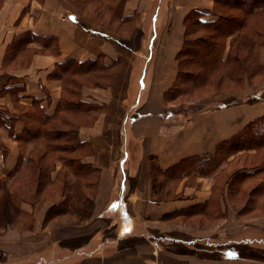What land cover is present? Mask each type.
<instances>
[{
  "label": "crops",
  "instance_id": "crops-1",
  "mask_svg": "<svg viewBox=\"0 0 264 264\" xmlns=\"http://www.w3.org/2000/svg\"><path fill=\"white\" fill-rule=\"evenodd\" d=\"M117 2L0 0V140L8 148L0 150L2 178L14 170L19 153L1 113L13 110V102L31 105L35 99L52 114L60 84L49 78L58 63L95 58L106 65L118 63L111 87L83 90V100L107 104L92 127L80 129V141L92 145L101 144L103 127L110 122L108 113L117 108L120 115L134 90L136 74L138 88L132 111L125 115V139L134 147L128 171L123 166L124 150L116 183L112 168L98 162L99 152L94 149L84 160L99 170L87 216L84 211L68 210L46 220L48 208L63 198L56 203L18 201L13 221L0 226V264H264V235L250 236V227L241 219H233L238 224L236 239L227 238L219 248H211L215 243H209L206 228H200L195 217L184 220L176 215L205 202L207 178L197 190L186 186L187 176L183 177L176 193L182 191L184 198L160 200L152 188L151 158L165 170L183 158L212 153L219 143L264 116L261 103L204 107L186 119L162 114L165 93L178 74L176 56L183 44L185 17L197 10L203 12L202 20L214 19L208 13L212 0H123L120 20L126 24L138 17L134 34L115 29ZM148 15L150 33L142 53L134 50L132 42L135 33L137 43L143 40L138 31ZM111 17L112 27L106 24ZM25 32L37 37L12 53L11 44ZM23 56L27 59L21 67L18 62ZM22 130L20 121L11 125L13 135ZM71 204L78 208L82 202ZM21 216L28 217L30 226L16 224ZM254 223L264 226V218Z\"/></svg>",
  "mask_w": 264,
  "mask_h": 264
},
{
  "label": "trees",
  "instance_id": "trees-1",
  "mask_svg": "<svg viewBox=\"0 0 264 264\" xmlns=\"http://www.w3.org/2000/svg\"><path fill=\"white\" fill-rule=\"evenodd\" d=\"M88 1L95 0H86V2ZM122 2L123 0H118L115 12L113 11L114 17L116 15L117 24L115 29L117 31H121L120 25L124 24V21L120 20V5ZM243 3H246L248 7L242 8ZM263 6L264 0H213V7L208 13L214 19L205 21L201 19L203 12L197 10L190 11L184 20L183 44L176 56L178 74L172 87L165 93L166 101L172 93L175 94V91L177 92L182 82H185L187 85L189 83H193V85L201 84L205 78L207 79L208 75L212 74L214 69H218L227 78L231 77L234 73L238 77L242 73L253 76L257 69H259L258 66H261L258 62L256 51H253V49L261 46L264 39L258 40L256 44V38L252 32L253 29L252 31L247 30L245 22L249 14L258 11ZM97 17L100 18L101 15L97 14ZM112 20L113 18L111 17L110 21H106V24H109L110 27H112ZM259 31L255 33L260 37ZM197 32L202 33L197 34ZM231 34H234L233 40L230 41L229 49L224 56L222 51L226 47V39ZM34 37L37 36H34L30 32L19 34L11 44V52L15 53L17 49L22 50L23 46ZM221 46H223L222 51ZM95 66L99 68L100 76L105 77V80H110L115 70L112 69L117 66V62L114 61L111 65H106L101 58L82 62L68 60L58 63L52 74L56 75L55 78L65 83L73 75L86 74L93 71ZM109 69L112 70V73L109 72L111 74L105 72V70ZM100 83L101 79H97L93 83V86H97ZM64 85H66L65 92H67V83ZM95 106L96 103L87 102L82 97L78 100L66 97V99L58 101L52 114H47L39 100L34 99L32 101L30 107H34L33 110H29L22 115L24 122L23 130L19 134H11L19 145V155L14 170L6 178L0 177V221H2L0 226L13 221V214L19 211L18 201L20 200L56 203L57 200L63 198L61 202L48 208L46 220L61 215L68 210L84 211L85 216H87L88 206L93 195L84 196L83 190L87 188L94 191L97 179L91 180L90 175L96 168L81 158L79 148L84 142L77 138L76 123L69 117L75 112L86 113L90 110L89 107H92V111H96L98 108L101 109L100 107L95 108ZM1 115L8 122L11 120L7 113L3 112ZM262 117L260 116V118ZM251 123L254 125L253 123H256V121L252 120ZM9 124L8 129H11V121ZM247 126H249V123L244 126L242 132ZM238 133L219 143L212 154L183 158L165 170L160 169L155 163L152 170L153 191L157 179L155 167L157 170H160L162 175L165 176L167 173L168 178L174 180L191 175L200 176V163H205L203 162L205 160L202 158L214 155L220 148V145L226 142H230L229 147L234 146L238 148L249 138L247 137L248 134L245 137H241V131ZM0 150L4 151L1 145ZM52 156L61 163V169L55 172L54 176H52V172L54 171L56 161H50V164L41 162V159L51 158ZM151 160L153 161V158ZM48 168H51V170L47 171ZM60 171L63 172L60 173ZM59 174L61 177L60 181L58 180L57 182ZM32 183L34 184L33 188H31ZM45 185L49 189L45 188ZM161 187H157L156 193L160 194L159 189ZM31 193L33 197H30ZM55 195L56 197H54ZM76 200L82 202L81 205H78V208L71 204L72 202H77ZM195 208V206H192L189 209L180 210L176 212V215L181 216L183 219L199 216L194 211ZM29 223L26 222L24 227H27Z\"/></svg>",
  "mask_w": 264,
  "mask_h": 264
},
{
  "label": "rangeland",
  "instance_id": "rangeland-1",
  "mask_svg": "<svg viewBox=\"0 0 264 264\" xmlns=\"http://www.w3.org/2000/svg\"><path fill=\"white\" fill-rule=\"evenodd\" d=\"M246 7H248L247 4L243 3L242 8ZM150 15L147 16L145 24L138 31L141 34V37H144L143 40L137 43V33H135L133 37L132 47L134 50H138L142 53H146L145 43L147 36L150 33ZM136 23H138L137 16H135L132 21L126 24H121V31L126 34L130 32H133L134 34L136 31L134 28ZM245 28L249 31H252L253 29L252 32L256 38V44L258 43V40L264 39V6L258 11L252 12L248 15L245 22ZM258 30H260V37L255 33ZM201 33L202 32H197V34ZM233 35L234 34H231L226 39V47L223 51V46H221V51L224 56L229 49L230 41L233 40ZM253 51H256L258 62L261 65L258 66L259 69H257L253 76H248L245 73H242L240 77H238L237 74L234 73L231 77L227 78V76L221 74L218 69H214L212 74L208 75L207 79L205 78L201 84L193 85V83H189L190 85H187L185 82H182L179 89H177V92L175 91V94L172 93L167 98L166 109L162 113L163 116L168 114L171 116L178 115L183 119H186L192 111L200 110L202 108L204 109V107L215 109L224 107L227 104L230 106L238 104L252 105L255 103H261L264 105V40L262 45L255 47ZM23 55H25V53ZM26 59L27 57L23 56L20 62H18V65L21 67L24 66ZM93 69L95 73L90 71L86 74L73 75L72 78H69L68 81L65 82L67 83V92H65V83H63L60 79L55 78L56 75L52 74L49 79H55L60 84L57 104L58 101H62V99H66V97L73 100H78L79 98L84 97L83 90L85 88L91 89L93 87H100L106 89L113 85L115 71L110 80H105V77L100 76V72L98 70L99 68L97 66ZM112 70H105V72L111 74ZM136 77L137 74L134 75L133 79L134 90L133 92L130 91V95L128 97L126 96L127 102L121 108L120 115H118L117 108L108 113L107 119H110V122L103 127L101 144L99 141L95 142L93 145L89 142H84L79 148L81 158L84 160L87 159L88 156L92 155L94 149H96V151L99 152L98 162L104 166L112 168V173H114L116 183H118V179L120 177V171H118V160L122 156V151L126 150L127 160L124 162L123 166H125V170L128 171L127 164L131 160V150H134L132 143L128 139H125L126 131L124 128L127 126V124H125V115H127V113H131L134 106V104H131L134 101L135 96L138 94ZM97 79H101V83L97 86H93V83ZM123 96L124 94L122 97ZM96 107H100L101 109L98 108L96 111H92V107H89L90 110L86 113L75 112L69 117L76 123L75 127L77 138H79L80 129L92 127L95 120H97L102 113L106 112L107 104L105 102L96 103L95 108ZM33 108L34 107H30L28 104L13 102V110L6 108L4 109V112L8 114L12 124L17 121L24 124L22 115L27 113L29 110H33ZM259 118L260 117L254 119L256 121V123H253L254 125H252L250 121L249 126H247L243 132L240 130L241 137L247 136L246 134H248L247 137H249L242 144V146L238 148H235L234 146L229 147L230 142L220 145V148L214 155L202 158L205 160L203 161L205 163H200V176L191 175L188 176L185 181L186 186L199 190L201 189L204 178H207L206 182H208V185L205 188V202L195 206L196 208L194 211L199 215L196 216L195 219H197L198 223H200V228H206L203 230L207 231L206 236L210 238L209 243H215L211 248L215 247V245H217L216 248H219L220 243L225 241L227 238L229 240L236 239L238 224L236 221H233V219H241L242 222H245L246 225L250 227L248 229L251 230L250 236L264 235V226L254 223L258 219L264 218V117ZM8 131L11 135V129H8ZM0 145L5 152L8 151V148L1 140ZM17 147L19 149V145ZM214 151L212 153H214ZM51 158H43L41 159V162L44 164H50V161H56L54 164V171L56 170L55 172H57L61 169V163L55 160L53 156ZM151 159L150 165L153 170L155 163L157 166L158 163L154 158L153 161ZM50 170L51 168H48L47 171ZM54 171L52 172L53 176L55 174ZM98 171V168L92 171L90 175L91 180L98 179ZM61 172L63 171H60V173ZM155 172H157L154 189V196L156 198L160 200L176 199V197L184 198L182 191L176 193V188L182 180L181 178V180L170 179L168 178L167 173L165 176L162 175L160 170H157L156 167ZM60 177L61 175L59 174L57 182L58 180L60 181ZM160 186L162 187L159 189L160 194H158L156 193L157 187ZM33 187L34 184L32 183L31 188ZM45 188L49 189L48 186ZM83 191L84 196L94 194V191L87 188ZM196 194L198 195V193ZM30 197H33L32 193L30 194ZM54 197H56V195ZM29 221L28 217L21 216V218L16 221V224L22 223L21 227L23 228L24 224ZM0 223H2V221H0ZM175 233L176 232H172V236L176 237ZM199 234H201V236H205L204 233ZM201 245L206 246L203 243Z\"/></svg>",
  "mask_w": 264,
  "mask_h": 264
},
{
  "label": "snow or ice",
  "instance_id": "snow-or-ice-1",
  "mask_svg": "<svg viewBox=\"0 0 264 264\" xmlns=\"http://www.w3.org/2000/svg\"><path fill=\"white\" fill-rule=\"evenodd\" d=\"M114 207V206H113Z\"/></svg>",
  "mask_w": 264,
  "mask_h": 264
}]
</instances>
